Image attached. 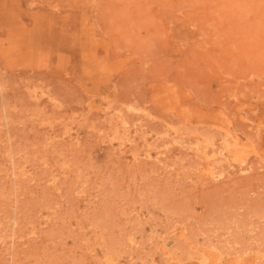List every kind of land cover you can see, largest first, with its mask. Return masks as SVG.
Wrapping results in <instances>:
<instances>
[{
	"label": "rangeland",
	"instance_id": "obj_1",
	"mask_svg": "<svg viewBox=\"0 0 264 264\" xmlns=\"http://www.w3.org/2000/svg\"><path fill=\"white\" fill-rule=\"evenodd\" d=\"M0 264H264V0H0Z\"/></svg>",
	"mask_w": 264,
	"mask_h": 264
}]
</instances>
